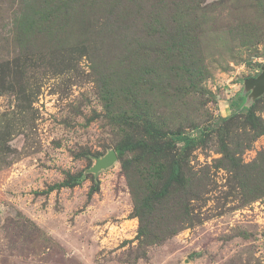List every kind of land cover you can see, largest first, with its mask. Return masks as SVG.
Instances as JSON below:
<instances>
[{"label":"rangeland","instance_id":"374dc122","mask_svg":"<svg viewBox=\"0 0 264 264\" xmlns=\"http://www.w3.org/2000/svg\"><path fill=\"white\" fill-rule=\"evenodd\" d=\"M263 66L264 0H0V264H264ZM150 126L202 129L166 187Z\"/></svg>","mask_w":264,"mask_h":264},{"label":"trees","instance_id":"16d2710c","mask_svg":"<svg viewBox=\"0 0 264 264\" xmlns=\"http://www.w3.org/2000/svg\"><path fill=\"white\" fill-rule=\"evenodd\" d=\"M146 130L149 131L150 137H152V143L144 141L140 142L139 145L141 150L149 157L148 165L152 162V164H150L152 168H147V174L152 175L157 180H168L165 184L166 187L174 178L179 176L182 169L179 157H181L182 152H187L200 141L202 129L195 128L193 132L188 134L181 132H164L155 126H150ZM180 142H182V145L179 147L178 143ZM133 147L134 144L132 142H124L117 147V151L120 155H125L128 151H133ZM130 163V160H126L124 162L125 168H128ZM81 181V175H71L60 185L72 186L80 183ZM165 189L166 188L159 191L155 185L150 186V194L146 196L144 200H141L140 196H138L133 188V194L135 196V213L141 220L140 231L144 235L148 236L150 233L146 227L144 232V217L148 214V212L150 213L152 202H154L153 200L162 198L166 195L167 191H165Z\"/></svg>","mask_w":264,"mask_h":264},{"label":"water","instance_id":"95a60500","mask_svg":"<svg viewBox=\"0 0 264 264\" xmlns=\"http://www.w3.org/2000/svg\"><path fill=\"white\" fill-rule=\"evenodd\" d=\"M246 84L247 86L253 88L255 96L262 95L264 93V66L262 67V72L254 78L247 79ZM116 160L117 153L114 149H112L105 156L98 158L91 170L93 172H98L99 170L108 167Z\"/></svg>","mask_w":264,"mask_h":264}]
</instances>
